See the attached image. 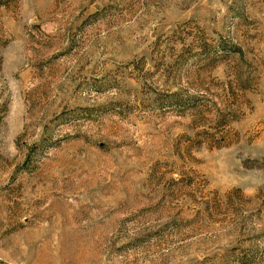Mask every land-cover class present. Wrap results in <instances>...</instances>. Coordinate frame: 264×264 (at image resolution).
Returning a JSON list of instances; mask_svg holds the SVG:
<instances>
[{
	"label": "rangeland",
	"instance_id": "rangeland-1",
	"mask_svg": "<svg viewBox=\"0 0 264 264\" xmlns=\"http://www.w3.org/2000/svg\"><path fill=\"white\" fill-rule=\"evenodd\" d=\"M0 264H264V0H0Z\"/></svg>",
	"mask_w": 264,
	"mask_h": 264
}]
</instances>
